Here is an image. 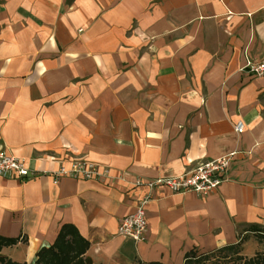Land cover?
Here are the masks:
<instances>
[{
	"label": "crops",
	"instance_id": "0c3cea01",
	"mask_svg": "<svg viewBox=\"0 0 264 264\" xmlns=\"http://www.w3.org/2000/svg\"><path fill=\"white\" fill-rule=\"evenodd\" d=\"M262 63L264 0H0V151L35 172L0 176V237L18 240L0 256L34 264L63 227L88 264L240 254L264 235ZM225 156L210 195L159 187L144 241L118 235L147 193L137 179ZM76 160L109 178L53 184Z\"/></svg>",
	"mask_w": 264,
	"mask_h": 264
},
{
	"label": "built area",
	"instance_id": "2783aa9c",
	"mask_svg": "<svg viewBox=\"0 0 264 264\" xmlns=\"http://www.w3.org/2000/svg\"><path fill=\"white\" fill-rule=\"evenodd\" d=\"M251 71L261 76L264 73V63L252 66ZM243 129V123L237 122L235 132L241 134ZM230 156L201 162L193 171L176 177L157 180L137 179L135 185L147 188V193L138 200L134 212L120 220L118 235L134 242L144 241L147 232L146 206L151 201L154 190L159 187H164L176 195L187 193L203 197L210 195L223 182ZM34 175L35 172L30 170L25 162L0 151V176L25 179ZM47 175L52 178L53 184H57L61 178L98 181L109 178L107 171L102 170L96 164L77 160L71 162L69 166L61 165Z\"/></svg>",
	"mask_w": 264,
	"mask_h": 264
},
{
	"label": "trees",
	"instance_id": "16d2710c",
	"mask_svg": "<svg viewBox=\"0 0 264 264\" xmlns=\"http://www.w3.org/2000/svg\"><path fill=\"white\" fill-rule=\"evenodd\" d=\"M260 232V231H259ZM260 238L264 240V235L260 234ZM18 242L17 239H5L0 237V251L3 247H10ZM240 242L236 246L223 248L219 253L231 252L239 255L237 249ZM88 248V243L82 239L75 229L72 227H63L60 231L55 243L46 249H41L37 253V259L34 264H88L84 259ZM214 255V254H211ZM210 255L193 259L192 256L187 260L186 264H204ZM237 260L242 264H264V255L256 254L252 258H244L236 256ZM0 264H18L3 256H0Z\"/></svg>",
	"mask_w": 264,
	"mask_h": 264
},
{
	"label": "rangeland",
	"instance_id": "374dc122",
	"mask_svg": "<svg viewBox=\"0 0 264 264\" xmlns=\"http://www.w3.org/2000/svg\"><path fill=\"white\" fill-rule=\"evenodd\" d=\"M264 232V226H263ZM256 254L264 255V240L258 236L249 235L248 241L243 245L242 252L239 255L231 252L210 255L204 264H242L236 256L252 258Z\"/></svg>",
	"mask_w": 264,
	"mask_h": 264
}]
</instances>
